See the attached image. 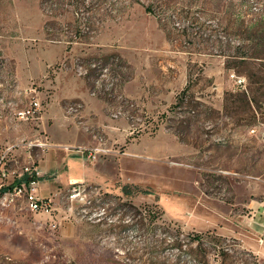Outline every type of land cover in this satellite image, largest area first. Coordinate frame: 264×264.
Segmentation results:
<instances>
[{
	"label": "rangeland",
	"instance_id": "rangeland-1",
	"mask_svg": "<svg viewBox=\"0 0 264 264\" xmlns=\"http://www.w3.org/2000/svg\"><path fill=\"white\" fill-rule=\"evenodd\" d=\"M102 67L119 92L142 77L143 96L127 97L136 119L112 118L120 102L90 95ZM61 71L84 80L107 122L85 105L76 122L64 117L69 102H83L57 97ZM33 96L40 111L18 118ZM65 123L78 125L88 146L102 139L126 150L104 156L120 174L83 182L75 197L72 183L44 187L48 212L6 190L0 264H264L219 217L229 203L245 214L241 203L264 196V0H0L2 187L44 165Z\"/></svg>",
	"mask_w": 264,
	"mask_h": 264
},
{
	"label": "crops",
	"instance_id": "crops-1",
	"mask_svg": "<svg viewBox=\"0 0 264 264\" xmlns=\"http://www.w3.org/2000/svg\"><path fill=\"white\" fill-rule=\"evenodd\" d=\"M56 82V95L58 98L61 96H67V99L63 100H80L83 102L85 114H90L91 111L95 112L96 119L100 123L107 122L103 116L102 104L90 97L87 93L86 85L83 79L78 78L68 71L58 72L54 78ZM142 77L133 79V81L123 86V93L129 98L138 99L144 94L142 89ZM155 79L153 80V82ZM73 84V86H72ZM63 114V113H62ZM70 122V121H68ZM119 124L113 122L112 124ZM64 128L60 135L61 142L54 143L56 148L61 149L64 154L59 155L56 148H50L43 156L42 161L44 165L38 166V193L41 196H45L43 188H54L56 183L62 184L74 183V182H88V183H104L108 179V171L119 173L121 166L112 159L99 157L95 163H88L75 153L66 151L62 146L65 144L63 141H67L71 146L86 145L91 142L88 135L84 134L78 125L72 123H65ZM109 133L111 127L106 129ZM59 137H56V139ZM131 149H135V145L128 144ZM137 146V145H136ZM114 160V159H113ZM121 159H117L119 161ZM61 173V174H60ZM24 174H20L16 183L22 182L21 178ZM230 207L228 213L221 214V221L228 223L229 226L222 225L220 228L229 230L230 234L234 236L239 242V245L245 250L251 252L257 258H264V242H259V238L264 232V196L258 200H251L245 203H241L248 210L245 214H241L237 209L238 202L229 203Z\"/></svg>",
	"mask_w": 264,
	"mask_h": 264
},
{
	"label": "built area",
	"instance_id": "built-area-1",
	"mask_svg": "<svg viewBox=\"0 0 264 264\" xmlns=\"http://www.w3.org/2000/svg\"><path fill=\"white\" fill-rule=\"evenodd\" d=\"M97 63H91V66H96ZM86 70L87 68L84 65L77 63L76 64V74L79 77H86ZM235 84L237 86H241L243 82V78L238 77L234 74H231ZM29 92H32L33 95L36 94V90L34 87H30L28 89ZM112 95L114 98L120 102L117 109L113 110L110 113L112 118H120L122 116H126L127 118L134 120L136 117L131 114V110L135 108L137 105L136 102L127 99V96L124 95L123 90L119 92L117 79L113 78L108 73L107 67L101 68V73L97 77V85H93L90 90V95L97 97L98 95ZM129 98V97H128ZM124 102V103H123ZM123 103V104H122ZM83 108V103L81 102H69L67 106H65V118L71 119L76 122L78 115L80 114ZM41 109V104L36 96H33L30 100V104L27 108H23L20 110L15 111V115L21 119H29L34 118L35 113H38ZM79 124H83L80 120L78 121ZM84 130L86 127H83ZM137 129L132 127V125L128 128V133L130 135L137 133ZM66 151L75 153L76 155L83 158L86 162L92 164L97 161L99 157L108 156V155H125L127 154L126 150H120L116 147H111L106 144L105 141L99 139V141L92 146H85V145H78V146H71V145H63L62 146ZM135 156H139L136 155ZM147 158V157H145ZM28 178L22 182L10 185L7 187V191L5 192V197L12 200L15 197H22L27 204L28 208L31 211H43L48 212L51 208L50 202L51 200L48 197H43L38 193V177L35 174H38V171H32L29 167H24L23 173ZM8 176V172L5 168L0 167V180L5 179ZM3 183L0 182V187H2ZM7 185H4L6 187ZM85 186L83 185L82 181L74 182L71 185L70 189V196L75 197L80 195L84 192ZM100 214V213H99ZM259 242H264V232L259 238Z\"/></svg>",
	"mask_w": 264,
	"mask_h": 264
},
{
	"label": "trees",
	"instance_id": "trees-1",
	"mask_svg": "<svg viewBox=\"0 0 264 264\" xmlns=\"http://www.w3.org/2000/svg\"><path fill=\"white\" fill-rule=\"evenodd\" d=\"M148 9V7H147ZM28 177L24 174L23 177L21 178L22 180H26ZM123 188H126L125 185L123 186ZM7 190V187H0V195L2 193H4Z\"/></svg>",
	"mask_w": 264,
	"mask_h": 264
},
{
	"label": "bare ground",
	"instance_id": "bare-ground-1",
	"mask_svg": "<svg viewBox=\"0 0 264 264\" xmlns=\"http://www.w3.org/2000/svg\"><path fill=\"white\" fill-rule=\"evenodd\" d=\"M86 72H87V70H86Z\"/></svg>",
	"mask_w": 264,
	"mask_h": 264
}]
</instances>
